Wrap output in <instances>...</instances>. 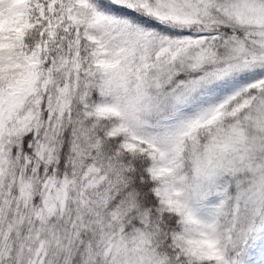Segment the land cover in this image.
<instances>
[{
	"label": "snow or ice",
	"instance_id": "obj_1",
	"mask_svg": "<svg viewBox=\"0 0 264 264\" xmlns=\"http://www.w3.org/2000/svg\"><path fill=\"white\" fill-rule=\"evenodd\" d=\"M0 264H264V0H0Z\"/></svg>",
	"mask_w": 264,
	"mask_h": 264
}]
</instances>
